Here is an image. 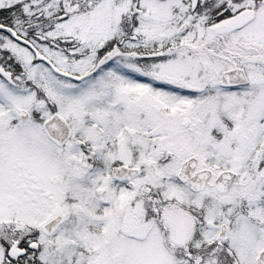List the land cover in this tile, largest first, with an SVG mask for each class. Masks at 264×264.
<instances>
[{
    "label": "snow or ice",
    "instance_id": "6c2138e0",
    "mask_svg": "<svg viewBox=\"0 0 264 264\" xmlns=\"http://www.w3.org/2000/svg\"><path fill=\"white\" fill-rule=\"evenodd\" d=\"M0 264H264V0H0Z\"/></svg>",
    "mask_w": 264,
    "mask_h": 264
}]
</instances>
